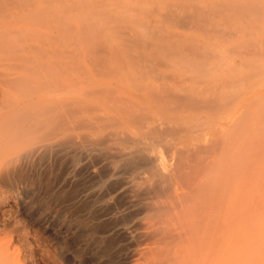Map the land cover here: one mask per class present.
I'll use <instances>...</instances> for the list:
<instances>
[{
    "label": "rangeland",
    "instance_id": "rangeland-1",
    "mask_svg": "<svg viewBox=\"0 0 264 264\" xmlns=\"http://www.w3.org/2000/svg\"><path fill=\"white\" fill-rule=\"evenodd\" d=\"M47 1L74 27L71 114L0 170V264H182L204 222L213 255L183 264H264V0Z\"/></svg>",
    "mask_w": 264,
    "mask_h": 264
},
{
    "label": "bare ground",
    "instance_id": "bare-ground-1",
    "mask_svg": "<svg viewBox=\"0 0 264 264\" xmlns=\"http://www.w3.org/2000/svg\"><path fill=\"white\" fill-rule=\"evenodd\" d=\"M57 1V0H56ZM81 1V0H78ZM84 1L86 0H82L83 4ZM96 2L98 1V3H100L99 0H95ZM114 0H110V4L111 2ZM128 1V0H127ZM129 1H143V0H129ZM150 1H154V0H150ZM175 1H190V2H210L213 0H175ZM58 2V1H57ZM56 2V3H57ZM89 2V0H88ZM87 2V3H88ZM92 2V0H91ZM94 2V0H93ZM92 2V3H93ZM106 2V1H104ZM117 2V1H115ZM125 2V1H124ZM163 2V0H162ZM71 3V2H70ZM95 3V2H94ZM114 3V2H113ZM155 3V2H154ZM181 3V2H180ZM179 3V4H180ZM237 4V2H234ZM250 3V2H249ZM248 3V4H249ZM61 4V2H60ZM59 4V5H60ZM82 4V3H81ZM80 4V5H81ZM105 4V3H104ZM109 4V5H110ZM133 4V3H132ZM145 4V3H144ZM172 4V3H171ZM231 4V3H230ZM229 4V5H230ZM253 4V3H252ZM71 5V4H70ZM87 5V4H86ZM86 5L84 6L86 9ZM90 5V4H89ZM99 5V4H98ZM142 5V3H141ZM140 5V6H141ZM157 5V4H156ZM223 5V4H221ZM245 5V4H244ZM55 6V8H54ZM74 6V5H73ZM82 6V5H81ZM100 6V5H99ZM139 6V4H138ZM155 6V5H154ZM236 6V5H235ZM238 6V5H237ZM240 6V5H239ZM249 6V5H248ZM56 6L53 5L52 2L50 1H45V0H0V170H2L5 166L7 167L10 160L12 159V155L17 154L18 149L22 148V143L27 140L31 141V142H24V144L26 145H34L36 142L40 141V139H38L40 136H45V138L49 137L54 134V131L58 129V131L62 130L60 126L64 125L65 119H67V115L71 114L68 113L70 112V109L68 106L70 100V88H71V75L72 78L74 77L73 73H70V66H71V61L73 59V64H75V60L74 58L71 57V52H70V48H71V44H73L72 41L74 40V36L71 34V31H73L74 27L71 28V26H73L71 24L70 19H68V17H59L56 16L54 14V9H57ZM96 7V6H95ZM131 7V6H130ZM156 7V6H155ZM222 7V6H221ZM230 7V6H229ZM228 7V8H229ZM264 7V6H261ZM60 8V7H59ZM66 8V7H65ZM71 8V7H70ZM82 8V7H80ZM218 8V7H216ZM251 8V7H250ZM259 8V7H258ZM68 11V8H66ZM64 7L62 9L63 12H65ZM72 9V8H71ZM84 9V8H83ZM155 9V8H153ZM223 9V8H222ZM227 9V8H225ZM255 9V8H254ZM58 10V9H57ZM74 10V9H73ZM78 10V9H77ZM82 10V9H81ZM152 10V9H151ZM156 10V9H155ZM246 10V9H245ZM256 10V9H255ZM258 10V9H257ZM144 11L146 12V10L144 9ZM154 11V10H153ZM226 11V10H225ZM87 12V11H86ZM143 12V11H142ZM152 12V11H151ZM158 12V11H157ZM169 12V11H168ZM166 11V13H168ZM216 12V11H215ZM264 12V11H262ZM235 13V12H234ZM256 13V12H255ZM80 14V13H79ZM84 14V13H83ZM147 14V12H146ZM158 14V13H156ZM231 14V13H230ZM242 14V13H241ZM149 15V14H148ZM163 16V14H160ZM232 15V14H231ZM238 15V14H237ZM245 15V14H244ZM257 15V14H256ZM259 15V14H258ZM165 16V15H164ZM167 16V15H166ZM180 16V15H179ZM230 16V15H229ZM195 17V16H194ZM193 17V18H194ZM239 17V16H238ZM241 17V16H240ZM164 18V17H163ZM169 18V17H168ZM185 18V17H184ZM239 19V18H238ZM84 20V19H83ZM152 21V20H151ZM250 21V20H249ZM85 22V21H84ZM176 22V21H175ZM181 23V22H180ZM184 24V23H183ZM187 24V23H186ZM85 27V26H84ZM259 27V26H258ZM73 29V30H72ZM264 29V28H262ZM247 30V28H246ZM260 30V29H259ZM88 31V30H87ZM86 31V32H87ZM83 34H85L84 32H82ZM97 34V33H96ZM89 35V34H88ZM95 36V35H94ZM91 39L92 37L89 36ZM98 37L95 36V39ZM255 38V36H253ZM73 38V39H72ZM87 38V37H86ZM84 38V40L86 39ZM102 39V38H101ZM262 39V38H261ZM260 39V40H261ZM98 40V39H97ZM96 40V41H97ZM100 40V38H99ZM98 40V41H99ZM103 40V39H102ZM256 42V39H253ZM250 41V40H249ZM92 42V41H91ZM262 45H264V39H262ZM99 43V42H98ZM101 43V42H100ZM104 43V42H103ZM258 43V42H257ZM106 44V43H105ZM105 44H102L104 46H106ZM246 44V43H245ZM76 45V44H75ZM147 45V44H146ZM250 45V44H249ZM258 45V44H256ZM104 46H100L101 49ZM248 46V45H247ZM251 46V45H250ZM91 47V46H90ZM92 50V48H90ZM88 48V47H87ZM95 48H97L95 46ZM99 48V47H98ZM97 48V49H98ZM100 49V48H99ZM100 49V50H101ZM257 46H256V50H257ZM260 50V49H259ZM264 49H261V51ZM89 51V50H88ZM99 50L95 49V52H97ZM103 51V50H102ZM260 51V52H261ZM90 53H92L91 51H89ZM94 52V51H93ZM101 52V51H100ZM260 52L255 51L253 52V54L256 53L259 54ZM95 54V53H93ZM96 54H99L96 53ZM101 54V53H100ZM262 54V53H261ZM89 55V53L87 54ZM91 55V54H90ZM102 55V54H101ZM100 55V56H101ZM99 56V55H98ZM97 56V58H98ZM99 56V57H100ZM103 56V55H102ZM105 56V55H104ZM92 57V56H90ZM95 57V56H94ZM94 57L90 60H93ZM254 59L255 55H253ZM258 58L260 56H257ZM72 58V59H71ZM102 58V57H101ZM104 58V57H103ZM103 58L101 59V61L103 60ZM257 58V59H258ZM262 58V55H261ZM264 59V58H262ZM87 60V59H86ZM109 60V58H108ZM142 60V59H141ZM105 61V60H103ZM95 63V61H94ZM101 64H103L102 62H100ZM77 65V64H76ZM79 65V64H78ZM100 65V64H99ZM75 66V65H73ZM101 66V65H100ZM106 66H107V62H106ZM72 67V66H71ZM82 67V66H81ZM85 67V66H84ZM94 67V66H93ZM92 67V68H93ZM75 68V67H74ZM96 68V67H95ZM75 70V69H74ZM77 70V69H76ZM97 70V69H96ZM73 71V70H72ZM84 71V69H83ZM95 71V70H93ZM86 72V71H85ZM97 72V71H95ZM108 73V72H107ZM111 73V72H110ZM109 74V73H108ZM107 75V74H106ZM71 79V80H70ZM224 85V84H223ZM217 89V88H216ZM58 90H62V94H60L59 97H56L55 94ZM56 100H61L62 103L61 105H58V102H56ZM213 100V99H212ZM60 101V102H61ZM59 102V103H60ZM203 103V102H202ZM209 103V102H208ZM211 103V102H210ZM213 103V102H212ZM215 104V103H214ZM59 106H61L60 108L64 111H60ZM215 106V105H214ZM72 108V107H71ZM59 109V110H58ZM69 109V110H68ZM60 112V114H59ZM61 112H63V114H61ZM240 112V111H239ZM243 112V111H242ZM59 114V115H58ZM63 116L65 117V119H62L64 122H62V120H60L61 117L58 116ZM69 116V115H68ZM72 116V115H71ZM239 116V115H238ZM62 117V118H63ZM70 119V117H69ZM234 120H238V118L235 119V117L233 118ZM60 123H63L62 125L60 124V129L57 128L55 129V127H57L56 124L57 121H59ZM233 120V121H234ZM69 121V120H68ZM247 121V120H246ZM238 122V121H237ZM66 123V122H65ZM58 124V125H59ZM237 124V123H236ZM235 125V122L234 124ZM68 126V125H66ZM235 128V126H233ZM245 127V126H243ZM66 128V127H65ZM69 128V127H68ZM246 128V127H245ZM248 129V128H247ZM67 130V129H66ZM230 130V129H229ZM227 131V130H226ZM61 132V131H60ZM58 132V134L60 133ZM226 133V132H225ZM231 133V132H229ZM239 134V133H238ZM237 134V135H238ZM57 135V133L55 134ZM53 135V138L54 136ZM223 136V135H221ZM220 136V138H221ZM230 136V135H229ZM52 138V139H53ZM35 139V140H34ZM44 139V138H43ZM50 139V140H52ZM229 139V138H228ZM227 139V140H228ZM35 142H34V141ZM46 140V139H44ZM49 140V139H48ZM219 140V139H218ZM43 141V140H42ZM47 141V140H46ZM204 141V140H203ZM217 141V140H216ZM222 141V140H221ZM33 144H30L32 143ZM45 142V141H43ZM218 142V141H217ZM216 142V143H217ZM223 142V141H222ZM221 143V142H219ZM218 143V144H219ZM227 143V142H226ZM233 143V142H232ZM24 145V146H26ZM205 145V144H204ZM203 145V147H204ZM217 145V144H216ZM23 146V148H24ZM206 146V145H205ZM225 146V145H223ZM205 148V147H204ZM222 148V146H221ZM222 156V155H221ZM225 156V155H223ZM219 160V159H218ZM225 160V159H224ZM230 161V160H229ZM232 161V160H231ZM221 162V161H220ZM233 162V161H232ZM235 162V161H234ZM229 163V162H227ZM207 165V164H206ZM164 166V165H163ZM220 167V166H219ZM5 169V168H4ZM222 169V168H221ZM236 169V168H235ZM241 169V168H240ZM227 170V169H226ZM261 170V169H260ZM203 171V169H202ZM241 171V170H240ZM201 172V171H200ZM195 174V173H194ZM197 174V173H196ZM208 174V173H207ZM237 174V173H236ZM198 175V174H197ZM259 175V174H258ZM193 176V174H192ZM199 176V175H198ZM253 177V176H252ZM190 178V177H189ZM246 178V177H245ZM251 178V176H250ZM196 179V178H195ZM255 179V178H254ZM189 180V179H188ZM191 180V178H190ZM264 180V179H262ZM242 181V178L241 180ZM245 181V180H244ZM251 181V180H250ZM257 181V180H255ZM261 181V180H260ZM196 182V181H195ZM194 182V183H195ZM262 182V181H261ZM189 183H191V181H189ZM192 182V184H194ZM236 183V180H235ZM249 183V182H248ZM260 183V182H259ZM264 183V182H262ZM242 184V183H241ZM244 184V183H243ZM247 184V183H245ZM257 184V183H256ZM190 185V184H189ZM255 185V184H254ZM259 185V184H258ZM257 185V186H258ZM261 185V184H260ZM236 186L239 187V184H237ZM245 186V185H244ZM244 186L242 188H244ZM264 186V185H262ZM261 186V187H262ZM180 187V186H179ZM1 188V186H0ZM182 188V186H181ZM236 188V187H235ZM241 190V187H239ZM249 188V187H248ZM255 188V187H254ZM258 188V187H257ZM2 189V188H1ZM0 189V193L2 194ZM179 189V188H178ZM247 189V188H245ZM262 189H264V187H262ZM244 190V189H243ZM242 190V191H243ZM253 190V189H252ZM255 190V189H254ZM257 190V189H256ZM255 190V191H256ZM235 191V190H234ZM251 191V190H250ZM260 191V190H259ZM236 192V191H235ZM252 192V191H251ZM185 193V192H184ZM245 193V192H243ZM250 193V192H248ZM181 194V193H180ZM235 194V193H234ZM233 194V198L234 195ZM240 195V192L238 193ZM254 194V193H252ZM246 195L247 192H246ZM257 195V193H256ZM238 196V195H237ZM241 196H245V194L240 195ZM258 196V195H257ZM256 196V197H257ZM231 197V198H232ZM255 197V195H254ZM255 197V198H256ZM247 198L246 197H243ZM241 200H244V199ZM251 200L250 202H253V197H250ZM249 198V199H250ZM230 199V198H229ZM8 199V195H1L0 196V214H4V213H9L11 212V205L9 203ZM12 200V199H11ZM204 200V199H203ZM231 200V199H230ZM230 200H227L230 201ZM237 200V199H236ZM243 201L245 203L244 206L246 205V208L248 207L249 209V200L247 199L246 201ZM235 201V200H233ZM256 201V200H255ZM252 203V204H257V205H261L262 207H264V202H260L259 199L258 201L260 203ZM232 200L230 201L231 204ZM238 202V201H236ZM234 203V202H233ZM227 206V208L230 209L229 205ZM236 204L234 203V206ZM231 206V205H230ZM259 207V206H258ZM257 207V208H258ZM232 210H234V207H231ZM234 208V209H233ZM237 208V207H236ZM242 208V207H241ZM225 209V208H224ZM259 209V208H258ZM195 210V209H194ZM203 210V209H202ZM211 210V209H210ZM232 210L230 212V210L228 211V213L233 214L234 216V212L232 213ZM201 211V210H200ZM227 211V210H226ZM247 211V210H246ZM249 211V210H248ZM258 211V210H257ZM195 212V211H194ZM241 212V211H240ZM239 212V213H240ZM251 212V211H250ZM197 213V212H196ZM205 213V212H204ZM203 213V214H204ZM245 213H249V212H245ZM244 213V214H245ZM193 214V213H192ZM210 213H208L209 215ZM227 214V218H229V221H231V218L229 216L231 215ZM242 214V213H241ZM212 215V214H211ZM239 215V214H238ZM248 215V214H247ZM189 216V215H188ZM237 216V214L235 215ZM264 216V215H262ZM261 215L259 216L258 220L260 219V217H262ZM191 217V216H190ZM188 217V218H190ZM206 217V216H205ZM208 217V216H207ZM244 217V216H242ZM241 217V218H242ZM187 218V219H188ZM196 218V216H195ZM195 218L193 217L192 219L195 220ZM209 218V217H208ZM234 218V217H233ZM190 218V221L192 220ZM206 219V218H205ZM249 219V218H248ZM194 220H192L190 222V224L192 223L194 225ZM203 220V219H202ZM237 220V218H236ZM243 220V219H241ZM245 220V218H244ZM257 220V221H258ZM189 221V219H188ZM196 221V220H195ZM201 220H199L200 222ZM205 221V220H204ZM210 221V220H209ZM218 221V220H217ZM240 221V220H239ZM248 221V220H247ZM250 221V220H249ZM264 221V220H262ZM182 222H185L184 220ZM198 222V221H197ZM208 222V221H206ZM212 223V221H210ZM243 222V221H242ZM261 222V220H260ZM219 223V222H218ZM241 223V222H240ZM246 223V222H245ZM201 224V222H200ZM210 224V223H208ZM205 224V228L203 227V225L201 224L202 227H198V230L200 231L201 229H207V230H211L212 225H208ZM213 224V223H212ZM215 224V223H214ZM244 224V223H243ZM181 225V224H180ZM185 225V223L183 224ZM192 225L193 228H195ZM197 225V224H196ZM195 225V226H196ZM209 227H208V226ZM223 225V224H221ZM187 226V225H186ZM189 226V225H188ZM207 226V227H206ZM216 226V225H215ZM227 226V225H226ZM233 226V225H231ZM229 226V227H231ZM244 226V225H243ZM264 225H261V227ZM181 227V226H180ZM197 227V226H196ZM211 227V228H210ZM217 227V226H216ZM209 228V229H208ZM223 228V227H222ZM257 228V227H256ZM260 228V226H259ZM186 229V228H185ZM264 229V227H262L260 230ZM187 230V229H186ZM197 230V229H196ZM193 231L192 229L188 232H186L188 234L187 238L190 235V239L192 237V239H188L187 244L185 243V237H184V242L183 245H179L182 247H179V249L184 250L186 249L188 245V242L190 241V245L191 248L189 251L191 253L186 252V254L189 256H187L191 261L195 256L196 252V256L195 258H197V254H198V247L199 244L201 243V246L206 245L207 241L210 242V245H214V241H216L213 238H217L215 235H217L214 231L215 234H213L212 236V230L211 232V236L210 234L206 233V237H203L205 234V231L199 232L197 231ZM258 229L255 230V232ZM218 231V230H217ZM194 232V233H193ZM253 232V233H255ZM184 234L182 236H185L187 234ZM196 233V235H195ZM198 233H201L200 235L203 236L199 237L197 236ZM260 233V231H259ZM183 234V233H182ZM194 234V236H193ZM219 234V233H218ZM261 235V233L259 234ZM258 235V236H259ZM199 237L198 239L196 237ZM210 236V237H208ZM253 236V235H252ZM262 236V235H261ZM214 241H212V239ZM196 241H195V239ZM204 238V239H203ZM210 238V239H207ZM264 238V237H262ZM262 238L260 237V240H262ZM194 239V240H193ZM203 239V241H201ZM183 241V239H180V241ZM206 240V241H205ZM193 246H192V243ZM205 241V243H204ZM264 241V240H262ZM197 242V244H195ZM208 242V245L203 246V252L206 250L208 254H210L211 256L213 255V251L209 252L207 250V248L211 249L213 246H210ZM214 242V243H213ZM255 242V241H254ZM182 243V242H181ZM199 243V244H198ZM184 244H186L184 246ZM255 244V243H254ZM195 245H198L195 246ZM254 246V245H253ZM256 246V245H255ZM190 247V246H189ZM187 247V248H189ZM205 247V248H204ZM2 248V247H1ZM0 248V249H1ZM198 249V250H196ZM7 250L5 249V247L3 248V251ZM202 250V249H201ZM213 250V249H212ZM187 251V250H186ZM205 251V252H206ZM211 251V250H210ZM254 250H252L250 253L254 254L253 252ZM258 251V250H257ZM9 252V251H6ZM183 252V251H182ZM181 252V253H182ZM200 253V252H199ZM206 253V254H207ZM186 254H183V263L188 262L186 261L187 257ZM190 254H192L190 256ZM202 254V253H200ZM205 254V255H206ZM251 254V255H252ZM204 255V254H203ZM262 254L260 253V256ZM181 259H182V255ZM11 257V256H10ZM191 257V258H190ZM186 258V259H185ZM199 258V257H198ZM206 258H208V256L206 255ZM205 258V259H206ZM211 257H209L208 259H210ZM250 258H253V256H251ZM10 258L5 259L4 264H11L9 261ZM188 260V259H187ZM201 259H194V262L196 263H191V261H189L190 264H197V262L199 261L200 263L198 264H202L203 258ZM256 260V257H255ZM262 260V259H261ZM260 262H264L261 261ZM180 260V262H182ZM206 262L209 260H205ZM252 261V260H251ZM259 261V260H258ZM202 262V263H201ZM204 262V264L206 263ZM182 263V264H183ZM209 262H207L206 264H208ZM258 263V262H257ZM188 264V263H187ZM253 264V263H252Z\"/></svg>",
    "mask_w": 264,
    "mask_h": 264
}]
</instances>
